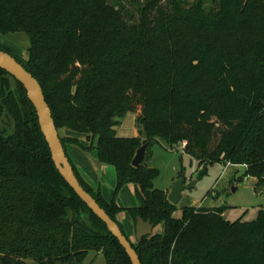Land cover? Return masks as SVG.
<instances>
[{
	"label": "trees",
	"instance_id": "1",
	"mask_svg": "<svg viewBox=\"0 0 264 264\" xmlns=\"http://www.w3.org/2000/svg\"><path fill=\"white\" fill-rule=\"evenodd\" d=\"M0 0V34L22 33L26 59L66 145L115 169L112 198L77 171L83 188L128 237L125 210L162 225L131 241L141 264H264V209L251 221L223 217L226 205L183 206L179 217L146 144H182L202 168L243 165L264 187V0ZM135 114L144 138L116 126ZM59 133V132H58ZM83 135L86 144L71 134ZM135 185L137 204L116 195ZM153 227V228H154ZM129 238V237H128ZM130 239V238H129ZM131 264L106 225L56 169L23 86L0 68V264Z\"/></svg>",
	"mask_w": 264,
	"mask_h": 264
},
{
	"label": "rangeland",
	"instance_id": "2",
	"mask_svg": "<svg viewBox=\"0 0 264 264\" xmlns=\"http://www.w3.org/2000/svg\"><path fill=\"white\" fill-rule=\"evenodd\" d=\"M123 2L134 13L133 3L135 1L123 0ZM0 45L12 54L21 56L22 59L27 58L25 52L29 41L22 33L0 34ZM129 119L131 116L125 115L120 120L116 126L118 133L124 131L127 134L125 136L133 134V122L128 121ZM135 126L137 135L143 139L141 125L135 124ZM65 131L63 128L58 131L60 137L66 134ZM145 154H147L151 166L157 170V175L153 179L155 188L169 190L179 177H185L186 183L195 182L191 188L183 190L182 198L176 204L175 217L180 216L183 206L226 205L227 209L223 213L225 219L251 221L258 216L260 209H264V187L256 184L255 178L244 176L245 167L243 165L211 163L206 165L203 174H199L202 168L194 158L184 152L183 145L180 143L174 145L153 144L147 153L145 150ZM103 184L106 189L112 190L113 185L115 187V180L106 179ZM127 193L126 188L121 189L116 197L121 201H124V198L130 199L131 197L129 198ZM161 228V224L156 225L154 232L161 231ZM131 239L135 241V237ZM26 264L36 263L27 259ZM84 264H106V261L100 251L91 250Z\"/></svg>",
	"mask_w": 264,
	"mask_h": 264
},
{
	"label": "water",
	"instance_id": "3",
	"mask_svg": "<svg viewBox=\"0 0 264 264\" xmlns=\"http://www.w3.org/2000/svg\"><path fill=\"white\" fill-rule=\"evenodd\" d=\"M0 68L15 78L25 89L28 100L34 107L40 130L46 140L51 153V159L67 184L72 188L80 200L106 225L108 231L118 240L131 264H141L140 258L134 249L131 240L122 232L119 225L97 203L80 184L73 166L66 155L61 143L58 130L55 126L51 109L45 99L43 90L37 79L8 52L0 49ZM146 144L141 145L132 159L133 166H139L144 158ZM195 182L186 183L185 177H179L167 193L170 203L176 205L182 198V192L189 189ZM135 240L140 241L142 236L149 235L153 231L154 223L149 219L143 220L137 217L135 223Z\"/></svg>",
	"mask_w": 264,
	"mask_h": 264
},
{
	"label": "crops",
	"instance_id": "4",
	"mask_svg": "<svg viewBox=\"0 0 264 264\" xmlns=\"http://www.w3.org/2000/svg\"><path fill=\"white\" fill-rule=\"evenodd\" d=\"M127 115L131 116V119H129L128 121L133 122V126H132L133 131H134L133 134H128L129 136H125L127 134H125L124 131L122 133H118L117 129H116V133L118 136H122V137L137 136L138 132H137V128L135 126V121H134L135 115L133 113H128ZM65 132H67V131H65ZM66 134H69V132ZM71 136L78 137L79 142L81 144H86L85 137L83 135H76V134L72 133ZM66 151H67V156L70 158L72 163L75 165V167H76L77 171L79 172V174L81 175V177L87 183L92 185L93 187L100 185L101 191H102V196L104 197V199L109 201L113 195L112 191L114 189V185H113L112 190H108L104 187L103 183L106 182V179H109V181L115 180V178H116L115 169L112 166L98 162L96 160L95 156L91 152L80 150L74 144L68 143L66 145ZM148 161H149V159H148ZM149 163H150V161H149ZM124 187L128 191L127 194L129 196V198L130 197L131 198L130 199L124 198V201H121L116 197V203L120 207H123V208L135 206L137 204V198H136V194H135V185L132 183H128ZM124 187L122 188V190L125 189ZM163 190H165V189H163ZM169 190L167 189L165 191H167V193H168ZM117 219L122 225H124V227H125L124 229H126L125 231H127L128 237L130 239L132 237H135V227H134L135 225L133 224L132 219L130 218V216L127 214V212L125 210H122L117 215ZM153 231H154V228H153ZM161 231H162V228H161ZM161 231H158V232H161Z\"/></svg>",
	"mask_w": 264,
	"mask_h": 264
}]
</instances>
